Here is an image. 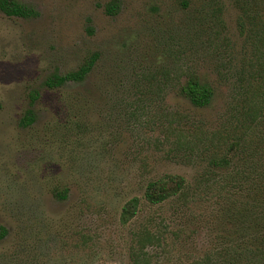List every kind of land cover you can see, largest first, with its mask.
Segmentation results:
<instances>
[{"label": "rangeland", "instance_id": "374dc122", "mask_svg": "<svg viewBox=\"0 0 264 264\" xmlns=\"http://www.w3.org/2000/svg\"><path fill=\"white\" fill-rule=\"evenodd\" d=\"M17 1L35 14L0 9V264H264L237 263L222 188L264 177V0ZM169 174L186 190L149 203Z\"/></svg>", "mask_w": 264, "mask_h": 264}, {"label": "trees", "instance_id": "16d2710c", "mask_svg": "<svg viewBox=\"0 0 264 264\" xmlns=\"http://www.w3.org/2000/svg\"><path fill=\"white\" fill-rule=\"evenodd\" d=\"M0 9L9 16L30 17L35 11L17 0H0ZM96 57L89 59L77 71L69 72L65 75H56L47 81L50 87L61 86L69 81H81L90 72ZM182 92L190 102L198 107L209 105L214 96V89L202 83L196 76L188 79ZM250 114L256 119L260 116L253 108ZM26 124L34 121V116L30 112L24 118ZM232 158L228 155L214 157L212 162L219 167L228 168ZM187 180L182 175L169 174L164 178L152 181L148 184L145 191V198L151 204H160L172 196L181 194L186 190ZM225 190L223 209L228 215L237 219V241L234 245V257L239 262L242 258V250L253 251L256 257L264 262V177L255 176L248 178L240 171L236 173L232 181L222 184ZM140 198L135 197L128 201L122 213L124 222L130 220L139 211ZM230 213V214H229ZM247 227L250 231H247ZM7 230L0 225V239L4 238Z\"/></svg>", "mask_w": 264, "mask_h": 264}]
</instances>
